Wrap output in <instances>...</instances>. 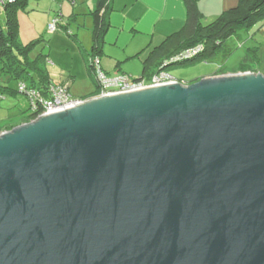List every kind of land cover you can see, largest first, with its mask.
<instances>
[{
	"label": "water",
	"instance_id": "obj_1",
	"mask_svg": "<svg viewBox=\"0 0 264 264\" xmlns=\"http://www.w3.org/2000/svg\"><path fill=\"white\" fill-rule=\"evenodd\" d=\"M0 264H264V74L94 97L0 134Z\"/></svg>",
	"mask_w": 264,
	"mask_h": 264
},
{
	"label": "crops",
	"instance_id": "obj_2",
	"mask_svg": "<svg viewBox=\"0 0 264 264\" xmlns=\"http://www.w3.org/2000/svg\"><path fill=\"white\" fill-rule=\"evenodd\" d=\"M193 1L197 13L191 16L186 0H110L108 7L101 12L103 30L99 40L101 46L99 60L102 69L109 75L120 73V75L125 74L134 79H143L153 72L149 69L145 75L144 69L146 62L157 48L166 46L169 52L176 49L180 42L188 38L200 23L208 25L215 22L239 3V0ZM100 2L101 0H40L39 7L43 10L42 12L49 14L43 21L44 27L46 28L47 22L52 18L61 16L62 23H67V29L71 31L70 36L74 44L65 40L66 37L63 34H54L47 41V46L50 47V54L47 55L49 60L54 55V48L58 44L60 47H57L62 51L66 46L74 51V57L77 60L73 62L72 67L63 69L65 70L63 72H67L68 75L60 83L61 85L68 84L69 90L78 80L80 82L90 81L96 87L93 73L89 68L88 57L90 59L94 49L96 17ZM78 57L81 58L80 61ZM255 70V72L262 73L261 66ZM47 72L49 73L48 70ZM204 74L205 77L221 75L212 68L206 69ZM49 77L52 81L50 74ZM10 84L6 86L9 88ZM1 86L3 83L0 78ZM9 94L0 90V100L5 101ZM15 106L12 102L6 105L0 103V133L10 131V128L26 122L27 117L25 120L21 119L25 115L19 117L17 114L15 117L12 113V109L16 110Z\"/></svg>",
	"mask_w": 264,
	"mask_h": 264
},
{
	"label": "trees",
	"instance_id": "obj_3",
	"mask_svg": "<svg viewBox=\"0 0 264 264\" xmlns=\"http://www.w3.org/2000/svg\"><path fill=\"white\" fill-rule=\"evenodd\" d=\"M28 1L29 0H0V7H4L8 12L7 30L2 28L0 22V78L3 83L0 90L6 93L8 92L11 95H16L17 93L21 94L18 89L13 91L11 89L9 90L10 87L8 88V86H6L11 81L17 80L18 83H25L29 90L35 89L48 97L49 88L54 84L50 80L49 73L46 70V64L48 63L47 57L41 56L35 61H31L28 57L25 59L20 56L21 54H26L33 45L32 43L23 47L18 41L19 25L15 13L19 7H25ZM109 1L110 0H101L100 2L96 17L97 23L94 49L89 60V68L93 73L97 91L93 95L81 100L94 98L100 94V85L97 81L91 58H99L101 54L99 42L103 30L101 12L108 7ZM186 2L188 4L189 14L191 16L194 15L197 11L194 1L186 0ZM260 21H264V0H239L236 7L225 12L215 22L208 25H202L200 23L188 38L180 42L176 49L169 52L166 46L165 48L164 46L157 48L152 56H150L148 62H146L144 69L145 75L149 72V69H152L153 72L146 75L143 79L150 80L152 76L159 73L161 70L168 72V68L174 65L185 66L199 62H208L219 54H223L227 57L232 53V49L226 46L227 40L232 37H238L243 31L249 32L251 28ZM201 45L204 46V50L197 56L181 62L171 61L177 55ZM258 66H261L262 73L264 74V51H262L259 46L248 48L239 71L245 72L251 70L255 72V68ZM132 79L135 81L141 80ZM22 95L26 96L25 94ZM34 119H36V116L31 112L29 101L28 116L25 123ZM12 129L13 128H10V130Z\"/></svg>",
	"mask_w": 264,
	"mask_h": 264
},
{
	"label": "rangeland",
	"instance_id": "obj_4",
	"mask_svg": "<svg viewBox=\"0 0 264 264\" xmlns=\"http://www.w3.org/2000/svg\"><path fill=\"white\" fill-rule=\"evenodd\" d=\"M39 4L40 0H29L28 4L25 7H19L15 13L16 20H18L19 25V43L23 47L33 43L27 53H20V56L25 59L26 57H28V59H30L31 61H35L41 56L47 57V55L50 54V47L47 46V41H49V37L54 34H63L66 37L65 40H68L70 41V43L74 44L70 36L71 31L67 29V23H62V27L56 33L48 32V24L52 21L53 18L49 22H47V26L45 28L43 25V21L45 20L46 16H49V14H44L42 12L43 10L39 7ZM7 19L8 12L4 7H0V22L4 30H7ZM57 46L60 47V44H58ZM57 46H55L53 53L54 55L50 57V60L47 58L49 60V63H47L46 66L53 84L61 85V81L64 80L68 75L67 72H63L65 71L63 69L72 67L73 62H75L77 58L75 59L74 51L71 47L69 50V47L66 46L64 48V51H62ZM226 46L232 49V53H230L227 57H225L223 54H219L211 59L208 63L204 62L196 65L173 66L170 70H168V74L181 83L188 85L194 84L197 81L205 78L204 72L206 71V69L212 68L219 74L238 72L247 54L248 48L259 46L262 48V51H264V21H260L255 24V26H253L249 32L243 31L239 34L238 37L230 38L229 40H227ZM58 52L60 54H58ZM80 60L81 58H79V61ZM88 60H90L89 57ZM117 75H120V73H113L110 76ZM10 83V89L16 91L19 85L17 80L11 81ZM95 89L96 87L92 82H80L78 80L72 84L69 90V94L74 99H83L93 95ZM6 100L16 105V110L12 109V113L15 115V117L17 116V114L19 117L25 115L24 118H21L22 120H25L29 109L28 98L22 94L17 93L16 95L9 94L8 96H6ZM5 101H2L0 103L6 105L8 102Z\"/></svg>",
	"mask_w": 264,
	"mask_h": 264
},
{
	"label": "built area",
	"instance_id": "obj_5",
	"mask_svg": "<svg viewBox=\"0 0 264 264\" xmlns=\"http://www.w3.org/2000/svg\"><path fill=\"white\" fill-rule=\"evenodd\" d=\"M61 24V16L53 18L48 24V32L56 33L60 30L62 26ZM203 50L204 46H197L177 55L171 61L181 62L183 60L193 58ZM91 63L95 68L96 78L100 85V94L96 97L130 93L148 87L175 84L180 82L169 75L167 71L163 70L152 76L150 80L141 79L135 81L127 75L110 76L102 69L99 58L92 57ZM18 91L21 94H25L29 98L30 109L31 112L35 114L36 119L41 116L49 115L55 111L73 107L74 105H78L84 101L71 97L67 85H51L49 88L48 97L35 89L29 90L28 86L22 82L19 83ZM3 133L4 132H1L0 134Z\"/></svg>",
	"mask_w": 264,
	"mask_h": 264
}]
</instances>
